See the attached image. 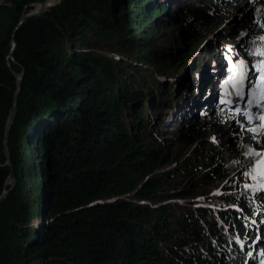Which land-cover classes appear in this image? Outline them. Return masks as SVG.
Returning a JSON list of instances; mask_svg holds the SVG:
<instances>
[{"label": "trees", "instance_id": "16d2710c", "mask_svg": "<svg viewBox=\"0 0 264 264\" xmlns=\"http://www.w3.org/2000/svg\"><path fill=\"white\" fill-rule=\"evenodd\" d=\"M44 1L0 0V264H264L258 189L240 185L253 158L212 165L222 145L211 131L203 149L187 122L204 120L232 55L264 48V0H63L14 35ZM189 175L199 179L182 185ZM207 180L235 187L203 201Z\"/></svg>", "mask_w": 264, "mask_h": 264}, {"label": "rangeland", "instance_id": "374dc122", "mask_svg": "<svg viewBox=\"0 0 264 264\" xmlns=\"http://www.w3.org/2000/svg\"><path fill=\"white\" fill-rule=\"evenodd\" d=\"M237 3V1H236ZM236 3H230L226 5V9L221 11V18L225 17L227 14L230 13V11L232 10V8L236 5ZM176 9H178V7H176ZM207 27H209V25H205V26H201L200 28L194 29L193 31L189 32L188 34L185 35L184 39L189 40V38H191L192 43H195V40H198L199 37H201V35L203 34V32L205 30H207ZM238 29L242 30H248V26L245 25V22H243V25H237L236 26ZM251 29V26H250ZM249 29V30H250ZM252 30V29H251ZM171 37L174 36V34H170ZM194 36V37H192ZM183 39V37H182ZM227 49H230L232 47H230L229 45H226ZM191 57V56H189ZM244 58H241L240 54H234L232 55V59H230L231 61H234V63L236 64V62L238 60H241ZM188 60H190V58H188ZM248 64V61H246ZM223 64V63H222ZM222 64H220V66L218 68H220L222 66ZM11 65V63H10ZM231 65V64H230ZM225 66V64H224ZM165 83L168 82H175L172 78V76H166L165 78H162ZM222 87L217 86L215 87V91H216V96H219L220 90ZM210 107L212 106V103L208 104V103H204L202 104V108L203 107ZM201 111V110H199ZM215 113V112H214ZM213 112H211V110H209V108L204 109V114H202V118H204V120L206 121H199V122H195L196 119H193L192 121L190 119H188V124L189 127L192 131L197 132V137L199 140L202 141V147L203 149H209V136L208 134L212 131V136L214 139L218 140L220 142V145H222V154L221 157L219 158L217 155H215L214 157L209 155V153L207 154V157L209 156L212 165H214L215 163H217L219 161V159L222 161H227L231 156H234V153L239 151L242 152L245 155H248L249 157L253 158V162L250 164L249 167H247L246 169H244L242 171V183L240 185H242V187H245V185H252L255 184L254 181L252 180V175H255V177H261L262 179H264V167H261L259 169V171L253 173L252 175L249 176H245L244 173L246 171H250V169L253 167L254 163H255V153H264V138L259 135L258 133H254L251 134L249 132L250 129H252V127H244L243 130L238 126V124L236 123L238 118H227L226 115H220L218 116V119H216L217 121L214 122H210L211 120H214L215 117ZM193 127V128H192ZM200 142V141H199ZM185 154H186V158L191 156L193 149H190L188 151L184 150ZM258 159H260V156H257ZM185 158V159H186ZM203 162V161H202ZM202 162H200L199 164H201ZM182 164L179 163H175L174 165H172L169 169H176V168H180ZM204 169H201L198 171V175H206V173L204 172ZM199 179V178H198ZM197 178H193V176L189 175V177L185 178L182 177L180 182L182 183V185H189L190 187L193 186L192 182L194 183L196 180H198ZM258 180V179H256ZM208 184H211L210 186L206 185L203 190H208V196H204L201 197L200 199H202L203 201L207 200V197L209 198L211 196L212 193L214 192H219L220 190H222V188L225 186V184L227 185H231L233 187H235V183H232L231 181L228 182H214V180H207ZM206 181V182H207ZM239 185V186H240ZM238 186V187H239ZM262 191L261 189L258 192V195H261ZM193 199H186L185 201H175L173 204H176V206H182V207H187L189 205L192 204ZM256 203L255 205L259 206V202L260 199L257 197L255 199ZM263 204V203H262ZM258 210L261 208H257ZM262 209H264V205L262 206ZM260 212V211H259ZM257 216H255L256 219ZM261 222V221H260ZM241 237H247L248 240H251V243H253V239L255 238L254 236L250 235L249 232L243 231L241 232V235H239ZM252 236V237H251ZM255 246H259L260 243L255 244Z\"/></svg>", "mask_w": 264, "mask_h": 264}, {"label": "snow or ice", "instance_id": "6c2138e0", "mask_svg": "<svg viewBox=\"0 0 264 264\" xmlns=\"http://www.w3.org/2000/svg\"><path fill=\"white\" fill-rule=\"evenodd\" d=\"M261 27H264V25H261ZM257 39L264 41V35L257 37ZM255 55L264 57V50H257ZM257 63L260 67L253 65L256 75L249 76L247 62L243 59L238 60L236 64L233 65L231 70L233 75L230 77L232 88L234 89L238 101L244 102L243 115L249 121L253 119V114L251 113L252 107L258 110L256 113L257 116L264 114V87H262V85H264V59L259 60ZM245 88H247V93L245 92ZM221 103H231V101L221 100ZM235 111L241 113V108L237 107ZM259 127L258 125L257 128H253L250 131L257 132ZM255 155L260 156L261 159L255 161L250 171L244 173L245 176L252 175L259 171L261 167H264V153L258 152L255 153ZM252 178L255 179V175H252ZM245 187L247 188L249 185H245ZM260 188L264 190V185H261ZM261 255H264V252H262Z\"/></svg>", "mask_w": 264, "mask_h": 264}, {"label": "water", "instance_id": "95a60500", "mask_svg": "<svg viewBox=\"0 0 264 264\" xmlns=\"http://www.w3.org/2000/svg\"><path fill=\"white\" fill-rule=\"evenodd\" d=\"M62 1L63 0H45L43 3L32 4V5L27 6L21 15L19 25L16 28L14 35L16 34V32L18 31V29L21 25H23L26 22H33V21L37 20L42 14L52 10L57 5H59ZM15 47H16L15 36H13L12 50H11V53L9 55L10 60H13V52H14ZM24 74H25L24 70H22V72H20V73H15V76L17 78V86H16L15 95H14V107L10 113V117H9L8 124H7L6 137H5V152H6V156H7L8 160H9L8 136H9V131H10V128L12 126V123L14 122L16 114H17V101H18L19 94L21 92ZM10 166H11V164H10ZM15 181H16L15 174H14V171L12 168L11 182L15 183Z\"/></svg>", "mask_w": 264, "mask_h": 264}, {"label": "bare ground", "instance_id": "6f19581e", "mask_svg": "<svg viewBox=\"0 0 264 264\" xmlns=\"http://www.w3.org/2000/svg\"><path fill=\"white\" fill-rule=\"evenodd\" d=\"M57 2V1H56Z\"/></svg>", "mask_w": 264, "mask_h": 264}]
</instances>
